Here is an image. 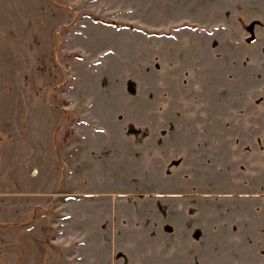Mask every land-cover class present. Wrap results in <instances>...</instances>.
Wrapping results in <instances>:
<instances>
[{
    "label": "rangeland",
    "instance_id": "rangeland-1",
    "mask_svg": "<svg viewBox=\"0 0 264 264\" xmlns=\"http://www.w3.org/2000/svg\"><path fill=\"white\" fill-rule=\"evenodd\" d=\"M0 264H264V0H0Z\"/></svg>",
    "mask_w": 264,
    "mask_h": 264
},
{
    "label": "water",
    "instance_id": "water-1",
    "mask_svg": "<svg viewBox=\"0 0 264 264\" xmlns=\"http://www.w3.org/2000/svg\"><path fill=\"white\" fill-rule=\"evenodd\" d=\"M252 40H253V38H252V37L248 39V41H252Z\"/></svg>",
    "mask_w": 264,
    "mask_h": 264
}]
</instances>
